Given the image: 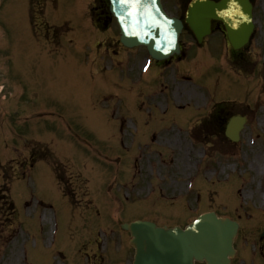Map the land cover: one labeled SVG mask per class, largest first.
<instances>
[{
  "label": "rangeland",
  "instance_id": "1",
  "mask_svg": "<svg viewBox=\"0 0 264 264\" xmlns=\"http://www.w3.org/2000/svg\"><path fill=\"white\" fill-rule=\"evenodd\" d=\"M29 1L0 0V29L11 38L7 50L0 30V84H4L2 89L0 86V178L5 169L9 176L7 181L0 179V264H113L112 259L100 261L98 238L109 242L108 255L119 254L123 250L113 241L116 219L141 220L149 215L148 210L129 206L127 214L116 218L117 198L123 202L127 193L120 189L121 179L130 175L136 159L139 165L143 161L155 171H166L162 175L166 180L170 176L177 180L180 163L200 158L202 149L207 148L188 143L180 147L172 139V154L159 150L154 142L128 151L147 129L154 130L147 135L149 140L155 134L162 140L170 132L172 136L188 135L184 132L190 130V121L205 110L194 101L174 99L178 91L181 95L196 93L215 101H232L223 105L231 115L245 110L242 113L248 125L241 143L250 154L246 163L235 157L238 152L217 161L218 170L226 167L228 171L218 202L233 215L238 211L240 217L252 214L255 219L244 218L240 239L254 238L255 228L264 229V213L256 212L261 192L255 188L264 165V143H258L264 141V68L239 79L224 68L221 60H213L208 54L200 62L192 56L187 64L174 68L177 75L188 76L178 78L179 82L172 74L167 78L171 69L165 70V78L160 77L156 65L146 76L132 79L122 64L106 54L105 44L99 54L95 45L90 47V42L100 37L87 16L93 0L34 1L36 15L50 22V29L38 27L35 32L50 38V49L49 42L37 40L34 33L32 36L31 22L36 18L29 13ZM165 5L171 15L177 16L183 2L166 0ZM256 5L254 19L258 26L263 23L264 30V0H257ZM40 22L38 18L36 23ZM107 34L114 38L115 27L111 26ZM100 41L96 43L101 46L104 41ZM255 51L262 67L264 45L251 53ZM9 57L13 59L10 63ZM144 60L142 56L135 62L136 71ZM199 98L203 104L204 98ZM154 107L161 111L157 113ZM252 139L255 148L249 147ZM154 155L161 156L164 163H158L156 157L148 162L146 157ZM249 167L257 168V173ZM55 171L63 177H57L58 185ZM242 171L244 176L237 175ZM248 174L255 187L239 191L244 182L249 183ZM164 192L155 191L157 195ZM192 192L195 188L188 195L173 197L171 207L158 197L152 201L157 203L158 199L161 208L172 211L163 216L164 226L183 227L190 211L207 206L206 197L203 205L193 204L198 198ZM238 196L242 201L253 200L255 211ZM200 212H193L191 218ZM254 221L260 225L251 226Z\"/></svg>",
  "mask_w": 264,
  "mask_h": 264
},
{
  "label": "water",
  "instance_id": "2",
  "mask_svg": "<svg viewBox=\"0 0 264 264\" xmlns=\"http://www.w3.org/2000/svg\"><path fill=\"white\" fill-rule=\"evenodd\" d=\"M237 3L241 4V7H237ZM247 6L246 0H221L217 5L209 3L208 0H194L188 10L187 23L194 30L198 40L208 32L211 19L229 22L234 28H246L244 34H229L232 46L238 47L245 42V34L251 27L246 12ZM240 9H245V18H242L243 13L239 12ZM231 19L236 20L231 22ZM124 27L126 33L131 32L121 33V41L126 46L140 42L144 37L147 44H152L157 38L156 30H151L149 36H143L134 33L133 28L125 21ZM174 28L178 32L180 25L176 23ZM124 228H127L134 238L132 241L136 249L134 264H194V261L227 264L236 231L233 223L216 219L214 215L200 219L197 224L190 225L184 231L178 228L159 229L148 223H135Z\"/></svg>",
  "mask_w": 264,
  "mask_h": 264
},
{
  "label": "flooded vegetation",
  "instance_id": "3",
  "mask_svg": "<svg viewBox=\"0 0 264 264\" xmlns=\"http://www.w3.org/2000/svg\"><path fill=\"white\" fill-rule=\"evenodd\" d=\"M217 142H218L220 145L226 147L227 141H226L224 138L221 137V138L217 139Z\"/></svg>",
  "mask_w": 264,
  "mask_h": 264
}]
</instances>
